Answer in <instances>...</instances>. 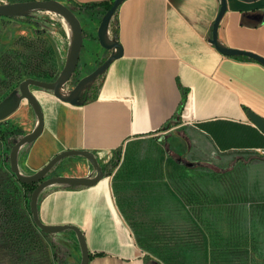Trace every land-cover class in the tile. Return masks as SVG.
Here are the masks:
<instances>
[{
    "label": "crops",
    "instance_id": "1",
    "mask_svg": "<svg viewBox=\"0 0 264 264\" xmlns=\"http://www.w3.org/2000/svg\"><path fill=\"white\" fill-rule=\"evenodd\" d=\"M70 1L81 8V20L88 21L79 62L104 60L110 52L97 39L100 9L87 6L111 0ZM220 8L221 0H125L116 12L124 53L104 74L97 99L73 106L50 93L38 98L44 130L23 147L19 167L24 175L38 172L67 150L90 151L106 169L114 152L122 150L118 168L97 185L50 186L39 198L43 224L75 226L84 234L89 264H145V252L119 205L124 211L138 202L139 192L130 185L137 173L134 163L163 161L147 146L167 144L180 155L178 163L182 159L189 168L233 174L244 208L264 211V155L256 152L264 148V134L249 118L253 113L264 120V66L246 56H225L211 44ZM217 37L222 47L264 59V0H226ZM184 97L179 124L160 130ZM69 158L64 160L70 168L62 176H92L84 158ZM166 158L173 156L166 153ZM142 170L145 176L156 171ZM48 238L60 258L80 264L74 232Z\"/></svg>",
    "mask_w": 264,
    "mask_h": 264
},
{
    "label": "rangeland",
    "instance_id": "2",
    "mask_svg": "<svg viewBox=\"0 0 264 264\" xmlns=\"http://www.w3.org/2000/svg\"><path fill=\"white\" fill-rule=\"evenodd\" d=\"M61 1L71 8L67 0ZM32 16L34 24L0 20V41L6 47L12 44L21 49L26 45L44 51L55 61L60 72L71 48L70 25L63 17L50 11L34 12ZM80 16L81 13L78 18L83 29L87 28V19L81 20ZM92 56L97 58L98 52ZM103 58L91 65L84 64V60L79 62L75 79L64 87L63 92L68 94L80 79L101 65ZM2 78L0 69V79ZM15 87L17 85L4 92L0 102L9 97ZM33 92L37 98L49 94L38 88H34ZM18 95L19 93H15L14 97ZM38 100L43 111L42 99ZM0 123V137L3 133L6 134V138L0 140V183H3L12 177L9 153L13 140L7 134L20 129L22 137L33 131L37 119L32 106L23 101L17 112ZM178 131L176 130L177 134ZM169 139L174 141V135H169ZM147 147L151 149V153L161 154L163 161L134 163L137 173L134 183L130 185L139 192L138 202L125 210L133 225L131 231L134 237L136 238V234L146 233L153 239L157 237L160 241L159 249L163 248L167 253L185 258L186 264H264V211L244 208L241 200H238L239 195L235 193L233 174L217 175L200 167L189 168L187 164L177 162L180 155L167 144L161 148L155 145ZM25 153L26 149L22 148L18 160L23 159ZM166 153L172 154L173 158H166ZM77 158L69 159L74 162ZM67 161L69 160L58 163L48 176H59L70 168ZM144 167L156 171L150 170L145 176L142 170ZM118 185L123 183L118 182ZM21 206L25 208L27 203L22 201ZM34 242V248L23 260H20L14 248L8 247L7 243H0V264H55L57 261L60 264H70L67 258H60L57 246L48 237L39 236ZM153 245L151 253L157 250V245ZM153 260L154 264H163L156 255H153Z\"/></svg>",
    "mask_w": 264,
    "mask_h": 264
},
{
    "label": "water",
    "instance_id": "3",
    "mask_svg": "<svg viewBox=\"0 0 264 264\" xmlns=\"http://www.w3.org/2000/svg\"><path fill=\"white\" fill-rule=\"evenodd\" d=\"M124 1L125 0L113 1L112 7L102 17L97 29V39L99 45L102 49L109 51L110 55L97 69L80 79L68 94H65L63 89L72 79L79 65L84 41L83 26L76 13L70 8V6L61 0H28L14 3H0V17L11 18L32 12L50 11L63 17L72 29L69 56L58 77L53 81H43L33 78L22 81L17 90H14V92H12L9 97L0 102V122L13 115L21 107L23 101H27L32 106L36 115L37 123L32 132L22 136L11 148L9 153L10 169L12 174L21 183L36 184V188L32 192L30 198V212L32 214L34 223L41 231L50 235L64 231H72L76 234L82 254L80 264H89L90 261V253L88 251L84 234L75 226H48L43 224L38 214L39 198L43 191L50 186L61 185L65 187H92L97 185L106 177L102 166L98 162L95 154L90 151L67 150L53 157L38 172L32 175H24L19 167L18 155L23 147L36 140L44 130V114L39 100L33 92L34 88H38L50 93L55 99L61 102L69 103L73 106L80 105V97L84 90L96 79L102 77L114 62L122 58L124 53L123 47L118 42V40H114L109 36V26L118 8ZM225 11L226 0H221V8L212 29L211 44L214 45L215 48L225 56H246L258 61L264 66V59L257 55L238 50L227 49L220 45L217 34L220 21L223 18ZM15 93H19L18 97H14ZM249 118L253 124L264 134V120L253 113H249ZM69 157L84 158L92 167L95 175L89 177H69L62 175L48 176L58 163ZM189 166H192V164Z\"/></svg>",
    "mask_w": 264,
    "mask_h": 264
},
{
    "label": "trees",
    "instance_id": "4",
    "mask_svg": "<svg viewBox=\"0 0 264 264\" xmlns=\"http://www.w3.org/2000/svg\"><path fill=\"white\" fill-rule=\"evenodd\" d=\"M16 1L22 2L28 0ZM67 1L71 5V9L78 16L81 13V8L72 3L70 0ZM113 1L114 0H111L109 2H102L99 5L87 6V9H95L96 7H99L100 20L98 22H100L105 13L112 7ZM33 13L34 12L11 18L0 17V20H18L23 23L34 24L32 16ZM109 32V36L112 39L118 40V25L116 23V14L114 15L110 23ZM23 44L25 45V43ZM107 57L101 62V64L107 59ZM0 69L3 74V78L0 79V97L13 85H17V87H15V90H17L20 83L26 79L33 78L43 81H53L58 77L60 73L55 61L52 60L51 57L47 56L44 51L40 49H33L30 46L26 47V45L21 49H19V47L15 48L12 44L9 47H6V45H3L1 41ZM78 69L79 66L77 67L69 83L75 79ZM103 77L104 75L96 79L84 90L83 94L80 97V105L90 103L97 99L99 91L101 89ZM1 100L3 101L4 99ZM185 100L186 99L184 97L179 110L172 117V119H170V121L166 122V124L161 127L160 130H167L172 126L179 124ZM7 135L12 137V144L14 145L15 142L21 138L22 133L20 129H16L10 131ZM3 138H6L5 133L1 135L0 140H3ZM121 154V149L114 152V156L108 164V167L106 169H103L105 176H110L112 172L116 168H118L121 162ZM179 161L180 163L182 161V164H185L182 159H179ZM11 176V180H6L5 182L0 183V243H7L8 247L14 248L20 260H23L25 258V255L34 248V241L37 237L43 236L47 238L50 237V234L44 233L36 226L30 212V198L32 192L36 188V184H24L18 181L13 174ZM67 188L73 189L80 187ZM130 199L132 200V198ZM22 201L27 203V207L22 208ZM119 206L122 214L129 221V214L125 212V210L123 211V209H121V205ZM129 226L130 229L133 230V225H131V223ZM155 238L156 239H153V237L149 236L147 233L146 235L136 234V244L145 252V264H154L153 255L158 256L159 260L163 262V264H186L185 258L182 259L178 255L167 253L163 251V248L159 249L158 246L160 241L157 237ZM153 244L157 245V250L152 251L151 253V248L154 247Z\"/></svg>",
    "mask_w": 264,
    "mask_h": 264
},
{
    "label": "built area",
    "instance_id": "5",
    "mask_svg": "<svg viewBox=\"0 0 264 264\" xmlns=\"http://www.w3.org/2000/svg\"><path fill=\"white\" fill-rule=\"evenodd\" d=\"M0 3H5V2L0 0ZM256 152L259 153V154H261V155H264V148L257 149Z\"/></svg>",
    "mask_w": 264,
    "mask_h": 264
},
{
    "label": "bare ground",
    "instance_id": "6",
    "mask_svg": "<svg viewBox=\"0 0 264 264\" xmlns=\"http://www.w3.org/2000/svg\"><path fill=\"white\" fill-rule=\"evenodd\" d=\"M69 35H70V37L72 39V29H71V27H69ZM61 93H63V92H61Z\"/></svg>",
    "mask_w": 264,
    "mask_h": 264
}]
</instances>
